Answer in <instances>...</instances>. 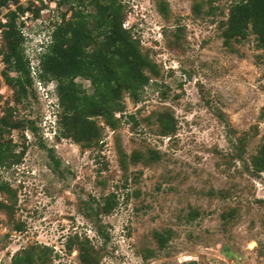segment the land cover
Masks as SVG:
<instances>
[{"label":"rangeland","instance_id":"rangeland-1","mask_svg":"<svg viewBox=\"0 0 264 264\" xmlns=\"http://www.w3.org/2000/svg\"><path fill=\"white\" fill-rule=\"evenodd\" d=\"M57 1L18 0L29 6L18 21L33 80L40 43L65 11ZM119 1L126 14L122 27L130 28L158 76L137 103L122 95L125 112L116 129L97 120L104 128L101 141L89 149L57 138L54 82L33 83L15 117L25 126L33 123L36 133L11 132L16 152L25 150L17 166L0 170L15 191L13 221L21 225L13 231L0 212V264L28 250L42 253L34 264H80L76 247H65L75 237L98 250L97 264H264V207L257 202H264V173L247 170L264 142V49L255 48L253 36L232 44L233 50L222 44L217 25L233 0ZM176 32L179 48L167 47ZM2 69L0 61V115L12 105ZM76 81L89 92L87 81ZM162 112L175 122L172 136L156 132ZM243 134L238 160L235 138ZM118 147L126 155L125 171ZM149 150L159 158L129 161L133 151L146 156ZM219 191L227 196L219 198ZM108 194L114 195L113 210L95 216V202ZM228 209L235 210L233 217L223 223L220 215ZM190 210L198 216L185 222ZM164 229L174 234L157 250L152 232Z\"/></svg>","mask_w":264,"mask_h":264},{"label":"trees","instance_id":"trees-1","mask_svg":"<svg viewBox=\"0 0 264 264\" xmlns=\"http://www.w3.org/2000/svg\"><path fill=\"white\" fill-rule=\"evenodd\" d=\"M9 5L14 8L10 9ZM62 6H65V11L60 14L58 23L52 25L48 41L36 56L33 80L29 60L24 55L25 38L18 21L29 10V6H22L18 0H0V10H6L3 22L0 21V61L3 65L1 78L11 91L12 104L7 103L0 115V170L17 166L25 150L22 147L20 152H16L17 145L11 140V132L17 130L22 133L26 129L32 134L36 133L33 123L29 122L25 126L15 117V107L27 98L34 82H54L57 107L60 109L56 116L57 138L70 139L80 147L89 149L101 141L103 126L111 130L117 128L125 112L122 95L125 94L133 103H137L151 78L158 76L157 65L141 51L130 28L122 27L126 14L119 0H58L56 8ZM41 8L43 7L34 9L35 18ZM88 8L91 11L87 12ZM67 12H70L68 17ZM217 27L226 48L233 50L232 44L242 43L253 36L255 48L263 50L264 0L231 1L225 18L218 21ZM171 36L167 47L178 49V33ZM77 79L89 83V92L83 89ZM115 114H119V117L116 118ZM98 119L102 120L103 126L97 124ZM127 119L136 124L132 115L127 116ZM156 124L159 136L168 137L175 132V122L167 112L158 114ZM246 141L245 134L235 138L234 158L242 160L241 150ZM117 152L121 156L120 169L125 171L126 155L119 147ZM158 158L159 154L154 150L147 151L146 156L139 151H133L129 155L132 164L138 161L149 163ZM248 162L247 170L251 176L264 173V142L249 157ZM10 186L0 176V212L12 224V230L19 231L21 225L13 221L16 195ZM214 194L219 198L227 196L223 191ZM257 202L264 207V202ZM114 206V195L108 194L101 202H95L94 214L108 215ZM234 211H224L220 220L223 223L229 222ZM197 216L198 211L190 210L185 216V222H191ZM95 230L100 237L106 239L98 227ZM173 234L170 229L153 231L152 238L157 250H163ZM73 246L76 247L80 264L98 263L99 252L87 241L79 242L76 237L73 241L68 239L65 243L67 251ZM41 254L31 253L29 250L16 253L11 264H34L40 261Z\"/></svg>","mask_w":264,"mask_h":264},{"label":"clouds","instance_id":"clouds-1","mask_svg":"<svg viewBox=\"0 0 264 264\" xmlns=\"http://www.w3.org/2000/svg\"><path fill=\"white\" fill-rule=\"evenodd\" d=\"M47 41H45V43H40V46L39 47H42L43 49V45L46 44Z\"/></svg>","mask_w":264,"mask_h":264},{"label":"built area","instance_id":"built-area-1","mask_svg":"<svg viewBox=\"0 0 264 264\" xmlns=\"http://www.w3.org/2000/svg\"><path fill=\"white\" fill-rule=\"evenodd\" d=\"M36 86L40 87V83H38L37 81L35 82Z\"/></svg>","mask_w":264,"mask_h":264}]
</instances>
